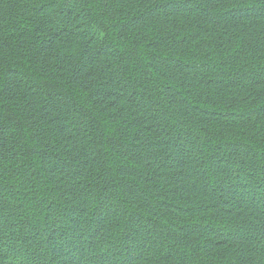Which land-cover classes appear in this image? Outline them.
I'll list each match as a JSON object with an SVG mask.
<instances>
[{
    "label": "trees",
    "instance_id": "obj_1",
    "mask_svg": "<svg viewBox=\"0 0 264 264\" xmlns=\"http://www.w3.org/2000/svg\"><path fill=\"white\" fill-rule=\"evenodd\" d=\"M0 264H264V0H0Z\"/></svg>",
    "mask_w": 264,
    "mask_h": 264
}]
</instances>
